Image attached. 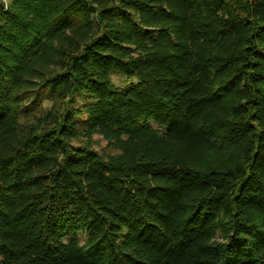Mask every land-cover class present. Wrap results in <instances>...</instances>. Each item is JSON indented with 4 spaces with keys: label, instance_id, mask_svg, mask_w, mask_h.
<instances>
[{
    "label": "trees",
    "instance_id": "16d2710c",
    "mask_svg": "<svg viewBox=\"0 0 264 264\" xmlns=\"http://www.w3.org/2000/svg\"><path fill=\"white\" fill-rule=\"evenodd\" d=\"M0 264H264V0L0 3Z\"/></svg>",
    "mask_w": 264,
    "mask_h": 264
},
{
    "label": "rangeland",
    "instance_id": "374dc122",
    "mask_svg": "<svg viewBox=\"0 0 264 264\" xmlns=\"http://www.w3.org/2000/svg\"><path fill=\"white\" fill-rule=\"evenodd\" d=\"M110 81L112 83V85L116 88H123L126 86L127 84V80L124 76L119 75V74H112L110 76ZM133 81V80H130ZM82 97H76V103L77 105H80L82 103ZM53 106V102L52 101H48V100H44L41 104L40 109L34 113L33 115H30L28 117H21L19 119L20 123L23 124H32V125H36V119L39 118L40 116H43L46 112H48V110ZM72 146H78L80 145V142L78 140H74L71 142ZM90 148L97 152L99 155H101L102 157L105 156L106 154H113L115 153L112 149L109 148V146L107 145L106 141H104L101 137L95 135L92 137V140L89 142ZM79 241L82 242L83 237H78Z\"/></svg>",
    "mask_w": 264,
    "mask_h": 264
},
{
    "label": "built area",
    "instance_id": "2783aa9c",
    "mask_svg": "<svg viewBox=\"0 0 264 264\" xmlns=\"http://www.w3.org/2000/svg\"><path fill=\"white\" fill-rule=\"evenodd\" d=\"M10 0H0V3L5 7Z\"/></svg>",
    "mask_w": 264,
    "mask_h": 264
}]
</instances>
